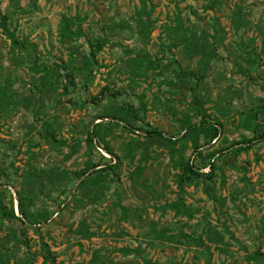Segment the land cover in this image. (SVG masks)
<instances>
[{
    "label": "rangeland",
    "instance_id": "374dc122",
    "mask_svg": "<svg viewBox=\"0 0 264 264\" xmlns=\"http://www.w3.org/2000/svg\"><path fill=\"white\" fill-rule=\"evenodd\" d=\"M263 107L264 0H0V264H264V139L179 186L177 161L208 167L194 140L147 145L107 121L219 124L204 156L261 134Z\"/></svg>",
    "mask_w": 264,
    "mask_h": 264
},
{
    "label": "trees",
    "instance_id": "16d2710c",
    "mask_svg": "<svg viewBox=\"0 0 264 264\" xmlns=\"http://www.w3.org/2000/svg\"><path fill=\"white\" fill-rule=\"evenodd\" d=\"M220 6V3L218 1H214L211 4V8L214 9L216 6ZM10 34V33H9ZM81 34V29H77L75 32H72L68 29H64L62 35L64 37H69V36H73V35H80ZM187 41V40H184ZM13 45L15 47H18L19 45H21V42H19L17 40V38H15L13 40ZM177 46V45H176ZM89 51L86 52V54H84V58L85 61L87 62L88 68L90 69V71L94 68L91 65V60L95 59L96 61V54L97 51L102 49V44H98L96 47H94V45L92 43L89 44ZM57 68L58 67H62L63 70L65 71L64 73V84H63V88L65 89L66 92L70 91L71 88L75 87L77 85V79L74 75V73L69 69V67H67V65L60 63V65L57 63L56 64ZM62 75V74H59ZM184 75H188V76H192L195 75V73L192 72H188L185 73ZM199 82V81H197ZM198 83L193 87H191V89L194 91L195 88L198 87ZM110 90L108 88H104V93ZM133 110V109H131ZM134 111V110H133ZM106 119V118H103ZM256 120L260 123V127L261 129L264 127V107L262 108V111L256 115ZM108 124H113L112 121H115V124H121L123 123L125 128H127L129 131H131L132 133H138V131L142 130L146 137L149 140V142L147 143V145H150L152 143H158L160 147L162 148H169L170 146L173 145V147H175L176 145H178V143L180 141H182L184 138L190 139V140H194V154L196 156H200L201 161L203 162V166L209 168V172L205 173L202 172L201 168L198 169L197 167H195L193 164L185 161H177L174 165L178 166L180 169L183 170V173L180 175L179 178V186H183L184 183H190L193 180V177H196L198 179L203 178V179H208L211 180L213 178V172L215 169V161H217L219 159V155L223 154V156H227L229 154L231 155H236L237 151H242V150H250L251 148H253V146L255 145L256 142L263 140L264 139V131L261 132V134H257L256 136H254L251 140H247L244 144H237V148L233 149V147H228L226 149H221L219 151H214L211 152L208 155H204L203 156V146H198V139L197 137L199 136V134L201 133H210L211 137L210 140L207 142V145H214L217 140L220 138L221 135V131H220V125L219 124H211L210 122H208L207 120L203 119L200 123L197 124H189L188 126L184 127V135L183 136H165L164 133L162 131L156 130L152 128L149 129H144L142 127H140L139 129L136 128L135 126H132L129 121L124 118V117H108ZM148 125V124H147ZM96 127V126H95ZM99 128V127H97ZM205 135V134H204ZM177 137V138H176ZM89 138L92 142H95V144L97 145V147H101L100 144V136L98 135V129H94V131L89 134ZM196 138V139H195ZM213 142H215L213 144ZM145 146V145H144ZM147 147V146H146ZM102 149L108 153L109 155H111L113 158L116 159V156L113 152L112 149H110L108 146H103ZM145 150H147L144 147ZM174 150V148H173ZM207 150H210V148H207ZM216 158V159H215ZM118 161L116 162H112L111 164H106L105 166H100L97 165V170L96 172H98L100 174V178L103 176V173L107 174L109 171H111L116 177L119 176V168L121 167V162L119 161V158H117ZM207 165V166H206ZM203 167V168H205ZM86 174V172H82L81 175ZM80 176V174L78 175ZM84 181V180H83ZM83 181H81V183L79 184L82 185ZM216 199V198H214ZM18 210L21 216V220L26 224L27 222V214L23 209V206L21 203H19L18 205ZM47 218L44 217V219H42L41 223H44ZM30 226H34V223H29ZM256 256H262L263 254L260 251H257L255 253Z\"/></svg>",
    "mask_w": 264,
    "mask_h": 264
},
{
    "label": "built area",
    "instance_id": "2783aa9c",
    "mask_svg": "<svg viewBox=\"0 0 264 264\" xmlns=\"http://www.w3.org/2000/svg\"><path fill=\"white\" fill-rule=\"evenodd\" d=\"M204 171H205V172H208V171H209V168H206Z\"/></svg>",
    "mask_w": 264,
    "mask_h": 264
},
{
    "label": "clouds",
    "instance_id": "9594fccd",
    "mask_svg": "<svg viewBox=\"0 0 264 264\" xmlns=\"http://www.w3.org/2000/svg\"><path fill=\"white\" fill-rule=\"evenodd\" d=\"M108 154V153H107Z\"/></svg>",
    "mask_w": 264,
    "mask_h": 264
}]
</instances>
